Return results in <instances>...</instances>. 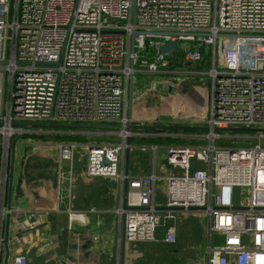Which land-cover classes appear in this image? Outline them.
<instances>
[{
  "label": "built area",
  "instance_id": "2783aa9c",
  "mask_svg": "<svg viewBox=\"0 0 264 264\" xmlns=\"http://www.w3.org/2000/svg\"><path fill=\"white\" fill-rule=\"evenodd\" d=\"M169 41L179 45L177 60L157 48ZM183 41L192 46L182 47ZM139 72L155 75L153 86L180 108L188 100L171 93L181 86L186 93L183 84L196 111L208 105L207 117L200 113L195 123L210 130L193 135L206 143L168 149L174 168L165 206L204 207V264H264V144L219 146L228 131L215 130L264 128V0H0V180H8L12 138L38 133L18 123H103L123 125L122 140L88 146L86 174L123 186L122 158L133 136L129 84ZM182 119L173 123L188 125ZM253 133L264 142V132ZM59 148L60 163L74 161L75 144ZM66 179L61 169V185ZM128 179V205L145 208L126 211L127 241L176 244L177 227L167 224L175 211L156 209V173ZM69 213L71 222L85 224V212ZM215 233L223 243L214 246ZM2 241L0 232V264ZM12 264H28V258L18 253Z\"/></svg>",
  "mask_w": 264,
  "mask_h": 264
},
{
  "label": "crops",
  "instance_id": "0c3cea01",
  "mask_svg": "<svg viewBox=\"0 0 264 264\" xmlns=\"http://www.w3.org/2000/svg\"><path fill=\"white\" fill-rule=\"evenodd\" d=\"M155 83L156 78L153 85ZM171 101L180 103L174 97L162 96L154 86L146 92L136 93L135 101L133 97V104L136 102L133 107L135 112L132 113L133 123L171 125L170 123L183 118L189 122L188 125L183 126H197L195 121L199 113L189 100L186 101L187 105L182 107L183 111L176 109L177 112H174L169 120H164L160 107H165ZM175 115L181 117L175 120ZM100 130L114 131V134L120 132V129L115 128L96 131ZM169 131L171 130L133 129L132 137H173ZM197 134H199L198 131L194 133L188 131L176 136L186 137ZM15 137L17 136H14L12 140ZM3 139L0 131V155ZM19 140L21 141L16 149L19 157L14 173L11 210L7 208L9 180L6 182L0 180V232L3 235L4 260L6 256L4 239L8 228L9 264H12L14 256L18 253L27 256L28 264H121L123 215H119L117 210L123 208L124 185L122 186L117 179L87 176L86 162L80 163L75 158L74 161L68 160L70 163L64 166V161L60 163L58 146L44 145L46 142H31L32 138L25 136ZM119 141L121 140H117L116 137V140L111 143ZM172 145L131 143L130 174L137 176L156 173L157 175V151L159 148L169 149ZM124 158L125 153L122 158L123 165ZM10 159L11 149L7 165L8 174ZM1 167L2 163H0V171ZM60 168L65 175L71 177L70 181L66 179L62 185ZM61 189L65 195L62 202L60 201ZM167 197V189L165 196L157 192L156 204L164 207ZM69 209L85 212L87 218L85 224L71 222ZM92 209L95 210L92 211ZM196 212L176 210L175 218L167 221L168 225L177 227L176 244L170 245L162 241L154 243L127 241L125 264H178L175 259L181 260L184 257L182 251L178 249H185L191 237L197 242L203 239L205 230L208 233L209 222L205 229L200 215ZM8 213L10 214L9 225L7 224ZM163 233L164 227H161L158 236L160 237ZM187 256L188 254L185 258ZM204 263L197 261L193 264Z\"/></svg>",
  "mask_w": 264,
  "mask_h": 264
},
{
  "label": "rangeland",
  "instance_id": "374dc122",
  "mask_svg": "<svg viewBox=\"0 0 264 264\" xmlns=\"http://www.w3.org/2000/svg\"><path fill=\"white\" fill-rule=\"evenodd\" d=\"M228 39V38H227ZM231 40V39H230ZM181 46L182 47H186L187 49H189L192 46V43H188V42H181ZM155 75L149 74L147 72H141V73H136L134 76V83H133V97H134V101H135V97H136V93H142V92H146L149 90V88L153 87V83L155 82ZM207 79L205 78L202 82H206ZM204 87L206 88V83L204 85ZM176 97H178V95L175 94ZM199 101L204 100L205 102V97L204 95H202V93L199 94ZM178 99H180V97H178ZM189 101H191V97L189 98ZM136 102L133 104V107H135ZM207 107L208 105L205 103L202 113L198 110V113H201V117L202 118H206V112H207ZM176 109H179V103H176L175 101H171L169 102L165 107L161 106L160 110L161 111V115L162 118L164 120H169L172 116V114H174V112H177ZM180 110L183 111V109L181 108ZM135 112V108L132 109V113ZM171 125H177L175 123H170ZM180 125H185V124H181L178 123ZM33 127V131H36L38 133H27L24 136L25 137H30L32 138L31 142H46L44 143V145H54V146H58L61 143H72L76 145V151L75 152V160L79 161L80 163H84L86 162L85 159V152L88 146L90 145H98V144H105V143H109V141H105L103 139L104 136H116L117 140H122L120 134H114V131H108V132H104V131H96L93 129H74L72 128V130L66 129V128H60V129H55V128H50V127ZM41 129H43V131H41ZM171 132L173 135V137L176 138H181V144H205L206 140L204 139H198L195 138L194 136H176V135H180L181 133H185V130H171L169 131ZM224 135H227L226 138H223L222 141H218V145H222V146H231V147H243V146H247V145H253L258 143H263L261 140H258V138H256L255 136L257 135L256 133L253 132H238V131H231V132H224ZM57 135H69V136H73L78 138V141H61L58 140ZM23 136V137H24ZM255 137V138H254ZM21 138V137H20ZM184 140V142L182 141ZM193 140V143H190L189 141ZM20 141H18L17 147L20 145ZM50 142V143H49ZM179 143H175V141H173L172 144H177L180 145ZM42 145V144H41ZM16 163L19 157V154L16 153ZM168 149L165 148H159L157 151V155H156V171H157V175L159 177L158 182H157V192L163 196L166 195V189H167V180L165 179V177H167V175L172 173V169L174 168L171 164H169L168 162ZM70 162L68 160H64L63 165L67 166ZM239 191L238 189H236V194H238ZM196 213H198L200 215L201 218V222L203 224V227L206 229L207 225H208V215L205 211H197ZM207 243H208V233L205 230V235L203 237L202 240L195 242V239L193 237L190 238V240L188 241V246L185 249H178L179 251H182V254H184V257L181 258V260L179 258L175 259V262H178V264H193L196 263L197 261H202L203 263L206 260V256H207ZM213 243L214 246L220 243H223V237L219 234H214L213 236ZM178 251V252H179ZM186 254H188L187 258H185Z\"/></svg>",
  "mask_w": 264,
  "mask_h": 264
},
{
  "label": "water",
  "instance_id": "95a60500",
  "mask_svg": "<svg viewBox=\"0 0 264 264\" xmlns=\"http://www.w3.org/2000/svg\"><path fill=\"white\" fill-rule=\"evenodd\" d=\"M157 48L161 51L164 55H171L174 60L178 59L177 51L179 50V45L177 41H169L166 44H159ZM179 63H183V59L179 60ZM183 87L186 88L185 92H180L182 90V86L179 92L176 93L178 95L179 93L184 97H187L186 95L189 92V86L186 84H183ZM172 95H175L174 93H171ZM132 109H133V77L130 79L129 84V96H128V117L132 119ZM1 124V122H0ZM19 126H34V127H50V128H78V129H122L123 125L121 124H103V123H59V122H23L18 123ZM127 128L129 130L133 129H158V130H194V131H208L210 130L209 127L206 126H179V125H147V124H134L133 122L128 123ZM216 131H238V132H264V128H240V127H233L228 129H220L216 128ZM20 139V136L18 135L15 137L11 144V159H10V172L8 174V210H11L12 208V193H13V184H14V173L16 168V149L17 144ZM93 146V145H92ZM130 152H131V136H128L126 138V148H125V160H124V175L126 176L124 179V194H123V235H122V255H121V264H125V249L127 244V237L125 232V217H126V211L134 210V209H144L145 207H130L128 205V190H129V179L128 176L130 175ZM157 210H178V211H185V210H192V211H203L204 207H189L188 209H185L184 207H160L156 206ZM10 222V214H7V224L9 225ZM9 229H6L5 233V239L4 244L6 247V256L4 260V264H9L10 262V249H9Z\"/></svg>",
  "mask_w": 264,
  "mask_h": 264
},
{
  "label": "trees",
  "instance_id": "16d2710c",
  "mask_svg": "<svg viewBox=\"0 0 264 264\" xmlns=\"http://www.w3.org/2000/svg\"><path fill=\"white\" fill-rule=\"evenodd\" d=\"M208 66V64H206V67ZM197 68H202V66H199ZM56 129V128H55ZM60 129V128H57ZM69 130H72V128H66ZM76 129V128H74ZM93 130H97V129H93ZM146 131H155V130H146ZM192 132L194 133V130H186V132ZM58 140L61 141H78L79 139L73 136H69V135H57ZM103 139L105 141H109V142H114L116 140L115 136H104ZM173 141H175V143H179L181 142V138H176V137H149V138H137V137H132L131 138V143H139V144H170L173 143ZM184 142V140H182ZM190 143H193L194 141L191 140L189 141ZM181 144V143H179Z\"/></svg>",
  "mask_w": 264,
  "mask_h": 264
},
{
  "label": "bare ground",
  "instance_id": "6f19581e",
  "mask_svg": "<svg viewBox=\"0 0 264 264\" xmlns=\"http://www.w3.org/2000/svg\"><path fill=\"white\" fill-rule=\"evenodd\" d=\"M179 96V95H178ZM184 99H186V100H189V98L188 97H186V98H184Z\"/></svg>",
  "mask_w": 264,
  "mask_h": 264
}]
</instances>
